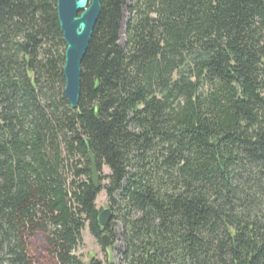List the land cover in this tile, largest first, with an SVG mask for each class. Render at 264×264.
I'll return each mask as SVG.
<instances>
[{"label":"trees","instance_id":"16d2710c","mask_svg":"<svg viewBox=\"0 0 264 264\" xmlns=\"http://www.w3.org/2000/svg\"><path fill=\"white\" fill-rule=\"evenodd\" d=\"M99 3L72 109L56 0H0V264H264V0Z\"/></svg>","mask_w":264,"mask_h":264},{"label":"water","instance_id":"95a60500","mask_svg":"<svg viewBox=\"0 0 264 264\" xmlns=\"http://www.w3.org/2000/svg\"><path fill=\"white\" fill-rule=\"evenodd\" d=\"M57 18L66 45L64 53L63 94L69 106L76 109L80 96L81 63L87 52L94 26L100 15L99 0H56ZM91 181L99 188L100 180L92 152H88ZM111 220V211L104 209L98 214L97 222L105 228ZM108 235L101 236L104 248L110 247ZM109 264H116L114 261Z\"/></svg>","mask_w":264,"mask_h":264},{"label":"rangeland","instance_id":"374dc122","mask_svg":"<svg viewBox=\"0 0 264 264\" xmlns=\"http://www.w3.org/2000/svg\"><path fill=\"white\" fill-rule=\"evenodd\" d=\"M126 5L129 6L130 0H125ZM127 19V13L123 12V19L121 21L120 30H119V38H120V45H125V37H124V29H125V22ZM109 174V171L106 167L102 168V172L98 173V176H106ZM106 183L105 181L101 184L103 185ZM96 208L98 210L103 211L104 209L108 208V201L105 195V192H101L95 201ZM114 241L110 243V247L102 248L99 242L90 234L88 227L86 226L82 232V243L76 250V255L81 259L84 264H89V261L94 258L100 261L102 264H109L110 262L114 261L116 264H123L121 260L120 253L123 249V243L121 241V227L118 223H115L114 226Z\"/></svg>","mask_w":264,"mask_h":264}]
</instances>
